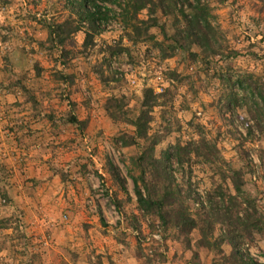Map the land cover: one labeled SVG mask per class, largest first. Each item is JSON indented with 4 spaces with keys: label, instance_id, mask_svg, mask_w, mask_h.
Instances as JSON below:
<instances>
[{
    "label": "rangeland",
    "instance_id": "374dc122",
    "mask_svg": "<svg viewBox=\"0 0 264 264\" xmlns=\"http://www.w3.org/2000/svg\"><path fill=\"white\" fill-rule=\"evenodd\" d=\"M93 2L0 0V264H264V0Z\"/></svg>",
    "mask_w": 264,
    "mask_h": 264
},
{
    "label": "trees",
    "instance_id": "16d2710c",
    "mask_svg": "<svg viewBox=\"0 0 264 264\" xmlns=\"http://www.w3.org/2000/svg\"><path fill=\"white\" fill-rule=\"evenodd\" d=\"M94 0H86V2L87 3H92V5L93 6H95V2H93ZM96 1V0H95ZM142 2H143V0H142ZM145 2V1H144ZM145 5V3L143 4V3H140L139 5H135L134 6V8H133V10H134V14H135V16H134V18L133 19H135V17H136V14H137V12L139 11V10H141L143 7H145L144 6ZM97 7L99 8V6L97 5ZM100 9V8H99ZM105 10H106V8H105ZM91 15V14H90ZM133 17V16H132ZM136 20H137V18H136ZM204 25V24H203Z\"/></svg>",
    "mask_w": 264,
    "mask_h": 264
}]
</instances>
